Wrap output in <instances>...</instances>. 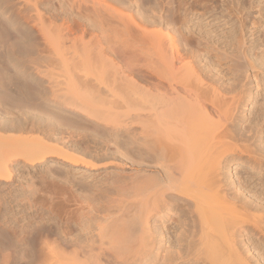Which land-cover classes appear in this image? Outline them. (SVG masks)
I'll return each mask as SVG.
<instances>
[{
  "label": "bare ground",
  "instance_id": "6f19581e",
  "mask_svg": "<svg viewBox=\"0 0 264 264\" xmlns=\"http://www.w3.org/2000/svg\"><path fill=\"white\" fill-rule=\"evenodd\" d=\"M130 3L139 10L144 7L140 0H130ZM42 4L40 0H0V48L3 47L0 54H5L17 72L10 74L0 69V105L5 108L0 111V185H7L4 181L12 179L19 183V189L5 194L0 190V224L9 228L18 245L33 249L37 246L38 250L36 256L33 253L28 257L26 251L19 256L17 246L14 243L11 246L12 241L10 245L0 241V264H149V261L157 264L161 260V264H248L233 239V230L239 222L238 215L250 214L249 202L240 203L237 196L230 194L224 178L219 177L222 172L218 173L223 161L231 156L224 155L228 149L232 150L227 140H234L236 135L230 127L220 135L209 117L223 113L216 108L215 100H211L217 94L216 89H220L213 88L211 97L212 88L206 94L181 77L183 71V77L190 72L185 70L189 65L181 63L184 57L178 47L188 45L184 30H189L191 13H185L180 20L166 19L163 11L157 14L163 21L167 20L171 35L167 37L170 52L163 38L153 40L154 45H159L155 48L162 59V73L127 64L121 71L116 69L114 79L110 80L105 60L116 63L118 52H112L115 57H104L111 53L105 51L103 38L97 34L94 48L88 47L92 40L82 41L80 51L75 53L86 66L71 67L68 42L73 28L64 19L57 31H53L57 17L51 14L47 26ZM152 9L157 11L155 7ZM129 15L124 19L133 24L136 18L132 20L133 16ZM80 17L86 22L82 34L90 27L95 28L96 22L100 23V20L94 23L86 13ZM129 35L124 39H129ZM246 55L249 54L245 53L247 58ZM27 61L38 75L48 72L52 65L48 77L51 97L44 94L39 83L41 78L34 72L28 74L30 77L23 72L22 64ZM54 74L62 79L56 80L52 77ZM140 81L145 84L141 85ZM28 133L39 136L26 137ZM54 153L71 162L50 156ZM76 155L84 157L82 161L87 165V159L97 165L115 162V166L105 167L116 169L129 164L134 166L136 174L123 178L118 170V177L113 175L116 178L110 176L109 182L104 180L114 185V193L108 190L110 193L102 195L101 185L97 184H92L95 189L87 186L90 189L79 190L82 185L75 188L76 181L71 179L75 167L80 166L77 163L81 158ZM23 158L34 167L48 159L69 167L61 179L59 175L64 172L56 170V175L53 169L44 170L39 177L43 188H48L45 190L50 193L49 197L59 194L57 201L47 197L46 201H50L47 209L37 194L35 177L17 178L14 164L21 163ZM149 167L150 174H146ZM143 171L150 176H144ZM85 176L81 177L82 182L90 177ZM173 199L185 200L180 206L188 209L192 218L187 229L179 216L175 218L183 227L177 235L178 241L187 240L177 248L172 240L174 247L170 243L166 244L168 247L162 245L165 235L156 225L157 217H170L175 208ZM189 200L194 201L193 206ZM258 213L254 214L260 217L262 213ZM250 215L249 219L254 216Z\"/></svg>",
  "mask_w": 264,
  "mask_h": 264
},
{
  "label": "rangeland",
  "instance_id": "374dc122",
  "mask_svg": "<svg viewBox=\"0 0 264 264\" xmlns=\"http://www.w3.org/2000/svg\"><path fill=\"white\" fill-rule=\"evenodd\" d=\"M40 1L44 2V4H42L41 6L44 10L43 14L44 18L46 19L47 26L49 24L47 22V19L51 14L57 17L56 24L51 28L53 31H57V29L59 28L58 25H60L64 19H66L73 28V31L70 34L71 41L68 42V45L71 46V49H69L70 54L68 55L71 67L86 66V62H84L82 59L79 60L76 57L75 53H78L80 51L83 43L82 41L89 42L92 40L90 42L91 44L88 47L94 48V44L96 43L98 38H96L97 34L98 36H101L100 38H103L102 46L105 48V51H109V53H111L105 55L104 57L108 59L110 58L109 55H112V52L114 50L118 52V57H116L115 59L116 63L111 62L109 59L105 60L108 64L107 66L109 67L107 76L110 80L114 79L116 69H118V71H121L122 67L126 66L127 64L132 65L137 69L149 70L151 73H162V59L159 58V51L155 48V46L158 44L154 45L153 40L154 37H157V40L159 39V37L163 38V42L165 43L164 45H166L165 47H168V50L170 52L171 49L169 45H167V42L168 40H170L169 38L171 35L169 34L166 27L167 20L163 21V19L157 14L163 11L162 14L164 13L163 15L166 16V19L180 20L181 18H183V15L185 13H191V15L188 16L187 24L189 30H184L187 36L186 38L188 41V45H180L178 48L180 54L182 55V57H184L183 60H181L182 65L185 66L186 64H188V68L190 69L187 68L188 70H185H190L192 74L185 71L187 75H184H186L187 77H183V71L181 77L188 84H192L194 86L196 85V87L198 86L202 91L204 90L205 92H207L212 88V90L209 92L211 97L213 96L212 92L215 91L213 90V88L216 89L217 87L220 90L222 89L221 91H218L216 89L217 92L215 93L217 94H214L213 96L215 98L210 99L215 100L214 103H216V108L220 111L222 109L223 113L220 112V116L210 115V121L216 126L218 132H220V135L221 132L225 131L226 127H230L232 131L235 132L233 134L236 135V137L234 138V140L226 139L227 141H229V144L227 145H229V148L232 147L230 148L232 150H227L226 147L228 146L226 145L225 147L222 146V148L224 147V149L228 151L227 153L225 152L226 154L224 155L231 156L229 159L223 161L222 165H220L222 169H219L218 173L222 172V175L219 177L224 178V181L228 186L227 189H229L228 191L230 192V194L237 196L240 203H243V201L247 203L249 202L247 211L250 214H253L255 216V212H261L262 214H260L263 219H261V216H257V214L255 216L256 218L259 217L257 221L255 220L256 218H254V216L252 217L255 221L252 220V217L251 219H249V216L251 215H247V213H245L246 211L242 212L241 210L240 212L245 214H243L244 216L242 214L238 215V221L240 223L238 222L235 230H233V239L235 243L237 242L236 245H238V249L240 250V252H242L243 260L246 259V263L264 264V0H172L170 4L167 3L168 0H140L142 4H144V7H142L144 9L147 8L143 11L142 7V9L139 10L140 8L138 6H134V4H132L133 6H131L130 0L129 2L128 0ZM127 5H129L131 9L129 6L127 7ZM125 6L128 9H126ZM149 7L150 10L147 11ZM153 7H155L157 11L153 12ZM187 9L190 12H188ZM82 13L88 14L91 19H93L94 23L96 21L99 22L100 20V23L96 22L97 26L95 28L90 27L88 29V32H85L84 34H82V27L86 25V22L82 21L80 17ZM129 14L131 15V17L133 16L132 20L136 18L133 24H129L128 21L124 19L128 18ZM154 20H156L157 23L153 24L152 21ZM158 22H162V24H158ZM98 24L105 29L104 31H102L104 33L100 32L101 27ZM96 28L99 29L96 30ZM141 29L143 31H146L147 33H142ZM123 30H125L126 33ZM107 31L110 33H108ZM33 33L36 35L38 34L36 30H33ZM126 34L131 35H129L130 37L128 36L129 39L127 40L124 39L125 37L127 38ZM167 37L169 38L167 39ZM240 37L242 38V40ZM124 40L126 42H124ZM10 43L8 44L9 46ZM239 43L241 45H239ZM2 49L3 47L0 48V50ZM245 53L249 54L246 55L249 59L245 57ZM114 55L112 56L115 57ZM123 59H125L126 61H122ZM250 60H252L253 62ZM22 66L24 69L23 72H26L27 76H29V73L34 72V75H36V77L41 78V80H39V83L41 88L44 89V94L51 97L48 77L50 75V71H52V65L49 67L48 72H44L40 75L35 74V71L31 68V64L28 61L24 62ZM178 66H181V64H179ZM192 66L195 68L196 72L191 68ZM0 69L8 71L10 74L17 73L16 67L5 56V54H0ZM75 71L78 72V69L76 68ZM81 74L82 72L79 71V75ZM189 74L190 78L187 79L189 77ZM52 77H55L56 80L62 79V77H56L55 74L54 76L52 75ZM140 84L143 85L145 84V82L140 81ZM211 84H213L214 86ZM12 91H14V88H12ZM21 92H24V89L21 90ZM224 93H226L227 95H224ZM206 94H208V92ZM4 110V106L0 105V111L3 112ZM221 124L222 126L220 127ZM29 135H36V137L39 136L38 134H25L26 137H29ZM61 148L62 147H60V150H62ZM50 156L65 159L58 153H54ZM77 156L80 157L79 155H76V158H78ZM80 158V162L77 163V166H80L75 167V170H73V173L75 172L74 174H77L76 176L80 179H78L75 175H71V179L76 181L75 188L79 189L81 185L83 186H81L82 189L79 190H84L83 188H87V190L90 189V187L87 186H93V189H95L94 185L97 184L98 187L101 185L100 191H103H101V194L110 193V191L111 193H114L115 190L113 191V189L115 187L112 188L114 185L105 183V181L109 182L108 178L110 176V178H116L118 177V172H120V176H125L123 178H128L130 174L132 175L134 172V174H136V171H134V166H130L129 164L123 166L122 168L116 169L105 167L115 166V162L114 165L112 164L113 162L108 163V165L102 163L100 165H97L93 161H90L89 163V159H87L86 162L89 164L87 165L85 164V162H83L85 159L83 160L82 158L84 157ZM23 159L21 163L14 164V168L18 172L17 178L20 175L26 176L28 178L35 177L34 180L36 179L35 181H37V194L40 200L43 202L44 208L46 207L45 209H47V204L50 203V201H46L47 197L48 200L55 199L54 201H57L59 200V194H57V192L54 190L56 192V196L53 195L54 198L53 196L49 197L50 193L46 191L48 188L46 186V188H43L44 186H42L43 184L40 183L39 177L41 176V174H43L44 170L49 169L50 171L53 169L55 174L56 170L58 173L64 172L62 175L60 174L61 176L58 174L59 178L61 179V177L66 174L65 172L69 167L65 164L63 166L53 159H48L46 163L37 164V166L34 167L29 165L30 161L28 159ZM25 160L26 164H24ZM65 160L68 163L71 162L69 161L70 159ZM84 166H87L89 168V171L87 170V168H84ZM116 171L118 172L116 173ZM76 172L80 174L81 172L85 173L86 176L90 177L82 182L81 180L85 175L81 176ZM109 172L112 175L108 174ZM146 172V174H150V167L147 168ZM145 173L144 176L146 175ZM29 174H31L32 176H29ZM113 175H115L116 177H114ZM140 175H142V172L140 173ZM78 182L80 184H78ZM4 183H7V185L2 184L3 188L0 185V190L3 193H6L10 190L19 189V183L14 182L13 179L9 182L4 181ZM83 184L86 186H84ZM110 186L112 189L110 188ZM103 188L106 189L103 190ZM177 200L178 199H173V206L175 208L168 219L157 217V229L158 231L160 230L159 232L162 231V234L165 235V241L167 239L168 242H162L163 246H166V244L172 245L173 243H176V246H172H175V248H177L179 247L177 246L178 244H185V241H187L184 239V241H180V243L178 241L177 235L182 230L181 228L186 227L187 229L191 225L192 218H190L191 214L188 212V209H183V207L180 206V204L183 205L186 201H180V199L178 201ZM189 201L190 204H194L193 200ZM252 210L256 211L254 212ZM245 215H247V217ZM177 216L180 217V222H183V227L181 226V224L175 222ZM258 221H262V224ZM10 234L11 232L9 228L7 229V227L1 223L0 237L2 238H0V241L4 242V244L6 242V244L8 245H10V241H12L11 246H13L14 243V245L17 246V250L19 251L16 253V255H18L19 253V256H22L25 254V251L28 257H32L33 253V256H36L38 254L37 246L33 249L29 247V245H26V247L23 244L18 245L16 239ZM1 235H3L4 237ZM171 240L173 243L171 242ZM34 241L31 240L32 243ZM244 256L246 258H244ZM24 259L27 260L28 258ZM24 259L22 260V262L24 261ZM161 262L162 260L157 261L156 263L161 264Z\"/></svg>",
  "mask_w": 264,
  "mask_h": 264
}]
</instances>
